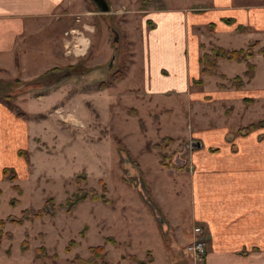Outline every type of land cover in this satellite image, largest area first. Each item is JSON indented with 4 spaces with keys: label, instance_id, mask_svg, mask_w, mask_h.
<instances>
[{
    "label": "rangeland",
    "instance_id": "1",
    "mask_svg": "<svg viewBox=\"0 0 264 264\" xmlns=\"http://www.w3.org/2000/svg\"><path fill=\"white\" fill-rule=\"evenodd\" d=\"M69 1L68 18L53 17L27 31L0 65V96L13 95L25 115L18 118L0 98V221H6L0 264H79L74 260L88 259L93 247L103 248L96 264H202L186 252L199 226L191 220L188 178L195 134L207 127L200 125L202 115L209 128L263 126L257 113L240 121L239 110L264 111L256 90H264V72L236 100L217 98L219 83L230 82L221 77L207 88L202 80L185 93L156 95L153 75L161 69L168 77V65L181 64L180 46L153 43L155 20L145 24V12L165 7L162 1L106 0V14L91 0ZM173 35L181 38L179 30ZM76 38L88 42L83 52H77ZM170 50L171 61L165 57ZM53 70L71 74L61 83L41 84ZM164 138L171 144L155 148ZM4 169L15 173L14 181ZM78 178L85 183L78 185ZM100 182L108 205L87 200L68 211L79 188L100 193ZM36 212L44 213L34 219ZM22 216L28 220L10 224ZM24 240L27 252L20 249ZM70 242L75 246L67 253ZM40 248L55 260H36Z\"/></svg>",
    "mask_w": 264,
    "mask_h": 264
},
{
    "label": "crops",
    "instance_id": "2",
    "mask_svg": "<svg viewBox=\"0 0 264 264\" xmlns=\"http://www.w3.org/2000/svg\"><path fill=\"white\" fill-rule=\"evenodd\" d=\"M160 1L165 7L146 11L145 24L153 25L151 19L155 20L156 26L152 31H157V36L152 38L153 43L165 48L169 45L172 49L176 45L180 46L176 60L181 64L179 69L174 63L168 65L172 69L168 76L172 78L168 84V77L161 69L153 75L152 80L157 87L153 93H157L156 95L171 91L187 92L192 82L202 78L200 57L208 53L214 45L225 50H239L257 41L258 48L264 46V0ZM70 2L0 0V65L7 57H13L18 42L27 31H33L39 24L53 17L63 20L68 18L65 12ZM226 20H231V24H226ZM210 26L213 28L210 29ZM178 30L181 38L173 35V31ZM163 31L166 32V37L161 35ZM194 31H206V34L200 33L196 36ZM78 40L82 47L77 49L80 53L87 47L88 42L84 39ZM172 53V50L165 53V57L169 56V61L173 59ZM250 63L255 65L252 81L244 78L245 64L220 60V72L203 77V86L206 85L207 88V83L212 78L220 79L223 75L224 80L230 82L219 83L227 88H219L222 91L216 93L217 98L236 100L241 91L245 92L247 85L253 87L255 79L264 72L262 55L256 53ZM221 67L230 74L222 72ZM240 75L244 86L241 90H235L230 86L231 79ZM163 84L166 89L158 86ZM256 90L259 91L258 97L264 99V90ZM201 106L206 109L205 104ZM239 112L244 116L240 121L247 120L256 113L257 121L264 117V111L258 107H248L247 110L241 106ZM205 118L202 115L200 125L207 127L195 134L200 147L192 153L195 167L188 177L191 220L202 228L206 242V255L200 261L202 264H264V127L240 136L237 131L246 124L209 128L210 124H205ZM231 121L230 123L233 122ZM211 149L217 151L211 152Z\"/></svg>",
    "mask_w": 264,
    "mask_h": 264
},
{
    "label": "trees",
    "instance_id": "3",
    "mask_svg": "<svg viewBox=\"0 0 264 264\" xmlns=\"http://www.w3.org/2000/svg\"><path fill=\"white\" fill-rule=\"evenodd\" d=\"M231 20H226L225 23L226 24H231ZM149 25H151V23H148ZM210 29H212L213 27L210 26ZM259 43L256 42H252L250 43L247 48L245 49H239V50H225L223 48H220L218 46H212L210 48V51L208 53H204L200 59H199V64L201 67V75L202 76H210L213 75L216 71H217V67H218V61L222 60V61H226V62H230V63H238V64H245V72H244V78H246V80L251 81L254 78L255 75V65H253L252 63H250V60L255 56V54H260L264 57V46L261 48H258ZM257 48V49H256ZM256 49V50H255ZM51 72H54L51 71ZM120 76V75H118ZM221 78H224V76H221ZM121 79L120 77H115V79L113 80L114 82H118ZM14 84L16 86H18L20 84L21 86V82L18 80H15ZM195 85L201 86L203 84L202 79H199L197 81H194ZM27 86V84L25 85ZM230 86L235 89V90H241L242 87L244 86V80L243 78L237 76L234 77L231 80V84ZM220 89H226L227 86H225L224 84H220L219 85ZM0 98L9 106L11 107V109L14 111L15 115L18 118H23L25 115L24 113L15 105H13V101H14V97L13 95H3L0 96ZM250 100V99H247ZM262 125V124H261ZM264 127V122H263V126L260 127V123L258 124H250L246 127L240 128L237 131V135L240 136H246L256 130H258L259 128H263ZM172 140L170 138H164L161 143L159 145H156L155 148L157 149H165L167 148L170 144H171ZM217 149H211V152H216ZM10 174V175H9ZM3 175L6 176L8 178V180L10 181H14L16 176L15 173L13 171H10L8 169H4L3 170ZM82 183H85V179L82 178H78L77 179V184L80 185ZM101 184V192L98 193L97 191H95L94 189H83V188H79L76 192V194L74 195V197L69 201L67 209L68 211H72L73 208L80 202H84L87 200L93 201V202H101L103 204L108 205L109 204V200L107 198V188L105 186V184L103 182H100ZM44 212H36V214L33 215V218H39L41 215H43ZM48 211H46L44 213V215H48ZM28 217L27 216H22L20 219H13L10 221V224H16V225H21L24 221H27ZM6 221H0V227L1 229H3L4 225H5ZM7 236V238L11 239V235H5ZM2 233L0 231V244L2 242ZM75 246L74 242H70V245L67 247L66 252L69 253L71 248ZM20 249L22 252H27L28 251V244L27 241L24 240L20 246ZM103 255V248L102 247H93L90 248V255L88 259H81V258H77L74 260V262L79 263V264H96L97 263V259L102 257ZM55 256L49 257L45 254V249L44 248H40L36 251V256L35 259L36 260H55ZM104 264V263H103Z\"/></svg>",
    "mask_w": 264,
    "mask_h": 264
},
{
    "label": "built area",
    "instance_id": "4",
    "mask_svg": "<svg viewBox=\"0 0 264 264\" xmlns=\"http://www.w3.org/2000/svg\"><path fill=\"white\" fill-rule=\"evenodd\" d=\"M186 252L197 260H202L206 255V242L200 226L193 228V239L187 245Z\"/></svg>",
    "mask_w": 264,
    "mask_h": 264
},
{
    "label": "water",
    "instance_id": "5",
    "mask_svg": "<svg viewBox=\"0 0 264 264\" xmlns=\"http://www.w3.org/2000/svg\"><path fill=\"white\" fill-rule=\"evenodd\" d=\"M91 1L94 2L100 13L102 14L109 13V5L106 0H91ZM115 41H117V39H115ZM114 58H115V54L113 55L112 60H114ZM111 64L112 63L109 64V67L111 66ZM69 77H70V72H65L63 74H57V75H47L40 80V83L44 85L46 83H52V81H54V84H58L65 81ZM199 147L200 144L197 143L196 148Z\"/></svg>",
    "mask_w": 264,
    "mask_h": 264
},
{
    "label": "flooded vegetation",
    "instance_id": "6",
    "mask_svg": "<svg viewBox=\"0 0 264 264\" xmlns=\"http://www.w3.org/2000/svg\"><path fill=\"white\" fill-rule=\"evenodd\" d=\"M67 72H69V71H67ZM55 73H56V72H51L50 74H51V75H56ZM70 74H71V73H70Z\"/></svg>",
    "mask_w": 264,
    "mask_h": 264
}]
</instances>
